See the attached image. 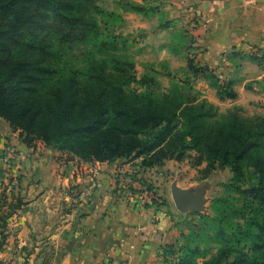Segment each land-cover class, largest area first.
<instances>
[{"label":"trees","instance_id":"obj_1","mask_svg":"<svg viewBox=\"0 0 264 264\" xmlns=\"http://www.w3.org/2000/svg\"><path fill=\"white\" fill-rule=\"evenodd\" d=\"M128 8L147 10L141 3ZM45 10L59 23L46 26L40 19ZM108 16L117 15L98 0H0V116L29 146L43 141L84 160L140 157L142 166L152 167L190 158L196 166L207 163L204 178L229 168L227 189L245 196L243 221L219 217L217 252L195 246L198 232L173 264H264V115H248L240 106L221 111L189 80L172 82L162 95L153 91L148 81H158L137 76L134 55L124 50ZM76 33L94 44L69 63L58 41L70 42ZM188 66L205 70L192 59ZM216 86L221 98L235 96L228 84ZM13 181L0 192L4 240L9 218L24 204L20 195L8 201L7 190L24 176L16 186ZM154 199L165 202L160 195Z\"/></svg>","mask_w":264,"mask_h":264},{"label":"crops","instance_id":"obj_2","mask_svg":"<svg viewBox=\"0 0 264 264\" xmlns=\"http://www.w3.org/2000/svg\"><path fill=\"white\" fill-rule=\"evenodd\" d=\"M153 6L144 12L127 6L120 28L137 38L139 78L154 67L158 80H189L218 106L264 115V0H155ZM261 54L262 62L252 58ZM189 59L205 70L193 72ZM224 84L233 98H221L216 85ZM141 161L84 160L43 141L29 146L0 116V192L12 175L24 176L7 190L8 201L20 195L24 204L9 218L5 240L0 228V264H173L200 224L192 211L177 209L167 180L207 163L170 159L145 167ZM84 193L89 199L78 201Z\"/></svg>","mask_w":264,"mask_h":264},{"label":"rangeland","instance_id":"obj_3","mask_svg":"<svg viewBox=\"0 0 264 264\" xmlns=\"http://www.w3.org/2000/svg\"><path fill=\"white\" fill-rule=\"evenodd\" d=\"M153 2L155 0H147L143 5L146 7H151V9L155 6H153ZM98 3L100 7L106 11L107 13H115L116 17H111L108 20H110L112 26L117 27V33L122 35L123 41L125 42V51L134 55L139 51V47L137 44V38L131 35H124L123 32H120V28L123 24V21H120V18L118 16L124 17V12L126 7L129 5L130 0H98ZM133 3H137L136 1ZM40 19L42 22L46 23V26L49 25H55V23H59L58 18L53 14L51 10H45L42 15L40 16ZM53 34V32H51ZM54 35V34H53ZM55 36V35H54ZM68 39V38H67ZM87 39V40H86ZM59 47L63 48L67 51V57L69 63H77V60L75 58H72L71 55H77L82 56L84 53L85 47H93L94 42L90 40L87 36V38H84L82 34L76 33L75 39L71 40L70 42H67L65 44H62L59 42ZM71 56V57H70ZM137 63L136 65V73L137 76H141L144 72V67L140 64L139 60H135ZM160 70H157V68H152V70L149 71L148 78L154 77L158 81V85L155 82H152L151 79L148 81V83L151 85L152 90L157 92L158 94L162 95L166 93L170 87L171 83L177 80L171 81V83L168 81L166 77H161V80H158ZM162 83V84H161ZM170 85V86H169ZM159 86V87H158ZM169 86V88H168ZM136 87V85H134ZM140 89H143L140 87ZM221 111H226L229 109L227 106L222 105L219 106ZM232 108V107H231ZM248 112V111H247ZM246 114L250 115L248 112ZM37 142V141H36ZM35 142V143H36ZM192 151H190L191 153ZM195 153V152H192ZM190 159V158H189ZM191 160V159H190ZM196 172V173H195ZM193 172L192 169H188L186 172L184 171V174L180 173H174V177H171L167 181L172 180V182H179V181H189V180H198L195 186L193 187H206L207 188V209L201 212H194L195 218L198 220L200 226H199V236L195 240V246H200L203 249L209 250L211 253H216L217 249L219 247V236L216 233V226L218 224L219 217H222L224 215H228V220L236 222V221H243L244 215L241 212V208L243 207V203L245 202V196L239 193L230 192L226 184L230 182L232 178V172L227 169H221L218 168L217 170L213 171L211 176L204 179V173L203 170H200L199 168L196 169V171ZM195 173V175H194ZM177 176V177H176ZM191 178V179H189ZM172 183V184H173ZM188 183V182H187ZM180 186V185H179ZM183 188V187H182ZM216 199H222L225 200L223 202H216ZM218 211V213H217ZM264 255V252H263Z\"/></svg>","mask_w":264,"mask_h":264},{"label":"water","instance_id":"obj_4","mask_svg":"<svg viewBox=\"0 0 264 264\" xmlns=\"http://www.w3.org/2000/svg\"><path fill=\"white\" fill-rule=\"evenodd\" d=\"M173 200L181 212H201L207 209L206 187L182 188L177 182L171 186Z\"/></svg>","mask_w":264,"mask_h":264},{"label":"built area","instance_id":"obj_5","mask_svg":"<svg viewBox=\"0 0 264 264\" xmlns=\"http://www.w3.org/2000/svg\"><path fill=\"white\" fill-rule=\"evenodd\" d=\"M255 52H253L255 55H257L258 53H259V51L257 50V49H255L254 50ZM259 56V58H262L263 57V55L261 54V55H258ZM11 177H13L14 178V181H13V184L14 185H17L18 184V181H17V177H18V175L16 174V175H12ZM157 190L156 189H153V194H154V196H158V194H156L157 192H156ZM89 198H88V194L87 193H84V194H81V195H79V197H78V201H80V202H84V201H87ZM73 202H74V200H73Z\"/></svg>","mask_w":264,"mask_h":264}]
</instances>
